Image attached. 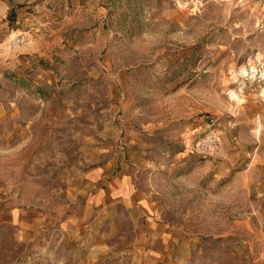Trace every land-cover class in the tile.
I'll return each instance as SVG.
<instances>
[{"label":"rangeland","instance_id":"rangeland-1","mask_svg":"<svg viewBox=\"0 0 264 264\" xmlns=\"http://www.w3.org/2000/svg\"><path fill=\"white\" fill-rule=\"evenodd\" d=\"M47 263L264 264V0H0V264Z\"/></svg>","mask_w":264,"mask_h":264},{"label":"built area","instance_id":"built-area-1","mask_svg":"<svg viewBox=\"0 0 264 264\" xmlns=\"http://www.w3.org/2000/svg\"><path fill=\"white\" fill-rule=\"evenodd\" d=\"M24 40V37L18 38V42H22ZM213 119L211 120L210 124H213ZM218 137L210 132L207 134L204 138H202L199 143L198 147L200 148L201 151H207L210 150L212 147H215L218 145Z\"/></svg>","mask_w":264,"mask_h":264},{"label":"crops","instance_id":"crops-1","mask_svg":"<svg viewBox=\"0 0 264 264\" xmlns=\"http://www.w3.org/2000/svg\"><path fill=\"white\" fill-rule=\"evenodd\" d=\"M20 218H23V216L21 215V217ZM48 264V263H47ZM50 264V263H49Z\"/></svg>","mask_w":264,"mask_h":264}]
</instances>
